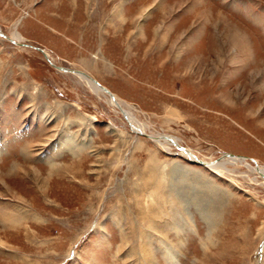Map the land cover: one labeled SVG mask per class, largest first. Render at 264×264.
Returning a JSON list of instances; mask_svg holds the SVG:
<instances>
[{
    "label": "rangeland",
    "instance_id": "374dc122",
    "mask_svg": "<svg viewBox=\"0 0 264 264\" xmlns=\"http://www.w3.org/2000/svg\"><path fill=\"white\" fill-rule=\"evenodd\" d=\"M0 28V264H264V177L167 142L264 164V0H0Z\"/></svg>",
    "mask_w": 264,
    "mask_h": 264
},
{
    "label": "bare ground",
    "instance_id": "6f19581e",
    "mask_svg": "<svg viewBox=\"0 0 264 264\" xmlns=\"http://www.w3.org/2000/svg\"><path fill=\"white\" fill-rule=\"evenodd\" d=\"M0 34L3 35V32L1 31V28H0ZM7 39H9V40H11L13 42H16V41L17 42H23V40H24L23 36L20 34V32L17 29H16V31H14L13 35H11V37H8ZM40 51L45 55V57L48 60H50L53 63V58H52L51 54L49 53V51L42 50V49H40ZM53 66L54 67H58L54 63H53ZM60 68H62V67H60ZM63 71H69V72L73 73L94 94L99 95V96H104L107 99V102L111 106L115 107L117 110H119L124 115V117L130 123L131 127L133 128V130L135 132L139 131L142 134L146 133L144 126H142L137 121V119L135 118L134 114L126 107V104L120 99V97L117 94L113 93L108 87L103 86L97 80H95L94 78L89 76V74H86L83 71H72V70L70 71V70H67L66 68H63ZM104 88L107 89L108 91H106ZM152 137H153L152 139L155 142L163 144L158 136H152ZM167 138H168L167 142L169 141V142H172L173 144L177 145L178 147H180L181 151L184 153V155L186 157H188L192 161H196L194 156L191 154L190 150L182 149V147L178 144L179 141L176 138H174V137H167ZM167 142H165V143H167ZM226 157H227V159L224 158L223 161H221L220 163H217V164H214V163L213 164H210V163L209 164H205L203 161H201L203 163L201 165L209 166V168H211V169H218L219 170L220 168L224 167L225 163L227 164V163L231 162V163H234V164H243L246 167H248L249 169H251L252 171H254L255 173L259 174L261 177H264V164H261L259 161L252 160V162L256 165V167H254L252 164L250 165V163H248L246 161V159H245L246 156L244 157V156H235V155L228 154V155H226ZM196 163H198V162H196Z\"/></svg>",
    "mask_w": 264,
    "mask_h": 264
},
{
    "label": "water",
    "instance_id": "95a60500",
    "mask_svg": "<svg viewBox=\"0 0 264 264\" xmlns=\"http://www.w3.org/2000/svg\"><path fill=\"white\" fill-rule=\"evenodd\" d=\"M49 62L53 65V63L49 60ZM57 69L63 70V68L60 67H56ZM99 84V83H98ZM105 89V88H104ZM106 91H108L107 89H105ZM196 162H198L199 164H203L201 161L196 160Z\"/></svg>",
    "mask_w": 264,
    "mask_h": 264
}]
</instances>
